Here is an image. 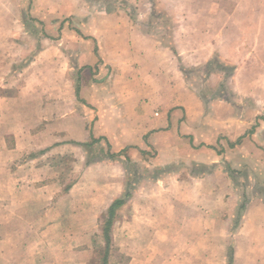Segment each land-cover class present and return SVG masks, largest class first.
I'll return each instance as SVG.
<instances>
[{
    "label": "crops",
    "instance_id": "0c3cea01",
    "mask_svg": "<svg viewBox=\"0 0 264 264\" xmlns=\"http://www.w3.org/2000/svg\"><path fill=\"white\" fill-rule=\"evenodd\" d=\"M262 2L0 0V264H264Z\"/></svg>",
    "mask_w": 264,
    "mask_h": 264
},
{
    "label": "rangeland",
    "instance_id": "374dc122",
    "mask_svg": "<svg viewBox=\"0 0 264 264\" xmlns=\"http://www.w3.org/2000/svg\"><path fill=\"white\" fill-rule=\"evenodd\" d=\"M262 1H264V0H260V3H263ZM132 9L133 8L130 9V13L134 12ZM29 13L27 15H30ZM159 16H160L159 20L162 21L161 23H159V28L164 30V31H166V32H168L169 30H172V28H173L172 27V18L170 16H168V15H162V14H160ZM32 24H33L32 22H29V25H32ZM5 46H6V48H11L12 49L13 48V43H10V44L5 45ZM2 57H9V58L12 57V58H14V56L10 55L9 53L5 54L4 56L2 55ZM27 60L28 59H26V61ZM192 71H193V73H192V75L190 77H191V82L194 85V87L195 86L196 87L199 86V84H205L206 85V81H202L205 78L203 71H201V70H199L197 72L194 71V70H192ZM8 72H9V70L7 69V74H8ZM208 85H210V84L207 83L206 87H208ZM201 257L202 256H200L198 254L197 264H224V262H220V261H214V262L213 261H211V262L209 261V262H206V261L202 260Z\"/></svg>",
    "mask_w": 264,
    "mask_h": 264
}]
</instances>
